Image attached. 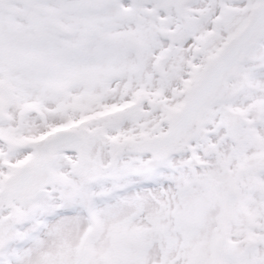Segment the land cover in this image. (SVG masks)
Segmentation results:
<instances>
[{"label": "snow or ice", "instance_id": "6c2138e0", "mask_svg": "<svg viewBox=\"0 0 264 264\" xmlns=\"http://www.w3.org/2000/svg\"><path fill=\"white\" fill-rule=\"evenodd\" d=\"M0 264H264V0H0Z\"/></svg>", "mask_w": 264, "mask_h": 264}]
</instances>
